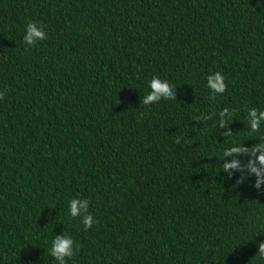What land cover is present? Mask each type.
I'll list each match as a JSON object with an SVG mask.
<instances>
[{
    "label": "trees",
    "instance_id": "16d2710c",
    "mask_svg": "<svg viewBox=\"0 0 264 264\" xmlns=\"http://www.w3.org/2000/svg\"><path fill=\"white\" fill-rule=\"evenodd\" d=\"M153 77L175 100L143 104ZM0 95V264H58L62 235L67 264H264V182L223 170L225 149L264 142L247 121L264 111V0H0Z\"/></svg>",
    "mask_w": 264,
    "mask_h": 264
},
{
    "label": "clouds",
    "instance_id": "9594fccd",
    "mask_svg": "<svg viewBox=\"0 0 264 264\" xmlns=\"http://www.w3.org/2000/svg\"><path fill=\"white\" fill-rule=\"evenodd\" d=\"M43 27V25H41ZM26 35L24 36V43L28 46H34L37 41H43L47 39V36L42 31L37 29V24L31 22L27 26ZM35 42V43H34ZM207 87L210 89V100H216L217 96H223L227 91V85L224 82V77L220 72H216L207 77ZM151 92L143 99V104L149 106L153 103L160 101L162 98L165 100H175V88L167 81H161L158 77H153L150 82ZM4 99V95H0V100ZM234 110L224 108L219 112L218 126L224 131L221 133L223 136H232L230 121L234 119ZM214 115V114H213ZM213 115H206L198 117L202 121H208L213 119ZM247 121L249 127V135L261 132V126L264 124V111L257 108H251L247 112ZM179 143V141H176ZM257 153H260L257 156ZM237 155H246L249 157L246 164L241 166L240 162L235 159ZM223 157H233L230 163L223 165V170L236 169L241 172L245 170L249 175L255 174L257 176L256 187H259L261 182H264V142L255 144L250 148H246L244 144L236 142L234 146L227 148L223 152ZM259 165V166H257ZM246 177H241V180L237 183H242ZM90 202L85 199H72L70 201V215L73 219L82 217L81 222L84 225L85 231L92 228L94 223L93 216L89 212ZM73 240L62 235L56 237L53 241L50 255L58 262V264H67V260H70L79 251V246L76 247L75 253L73 252ZM260 259L264 260V243L258 245V255ZM67 258V259H66Z\"/></svg>",
    "mask_w": 264,
    "mask_h": 264
}]
</instances>
